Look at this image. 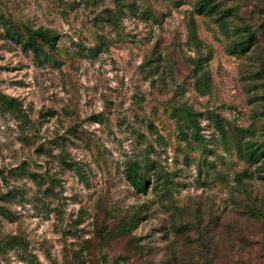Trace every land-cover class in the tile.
I'll return each instance as SVG.
<instances>
[{"label": "rangeland", "instance_id": "rangeland-1", "mask_svg": "<svg viewBox=\"0 0 264 264\" xmlns=\"http://www.w3.org/2000/svg\"><path fill=\"white\" fill-rule=\"evenodd\" d=\"M199 1L0 0V264H264V0Z\"/></svg>", "mask_w": 264, "mask_h": 264}, {"label": "trees", "instance_id": "trees-1", "mask_svg": "<svg viewBox=\"0 0 264 264\" xmlns=\"http://www.w3.org/2000/svg\"><path fill=\"white\" fill-rule=\"evenodd\" d=\"M196 10L199 14L202 15H207L209 17L215 16L219 22L223 21V15L225 14L224 11H222V9L217 4H214L212 2V0H200L196 5ZM190 25L193 37H195L194 22H191ZM33 34L34 35L32 37L26 40L20 39L14 33L12 35H16V38L18 40H21V42L26 46V48L32 50L35 54L39 53L38 41H41L45 46L49 48H54L56 46V33L54 31L48 29H39ZM255 43L256 37L252 32L248 31L246 37L242 39L241 43L239 44V48H241L243 51H247L252 48ZM203 80H205L206 83H203V85L201 83H198L196 86L198 92L202 95H205L206 90L210 89V79L209 77L204 76ZM194 121L195 125L198 126L197 121L195 119ZM195 136L198 137V134L195 133ZM237 147L238 152L241 154V156L245 157L250 162H254L256 164L259 163L262 158H264V151H262L261 153H257V150L252 149V147L242 143H238ZM127 178L131 185L138 191L145 189V178L139 174L138 169H129V171L127 172Z\"/></svg>", "mask_w": 264, "mask_h": 264}]
</instances>
